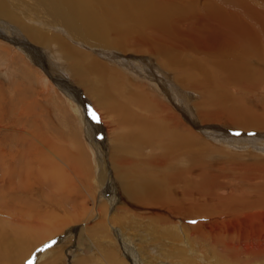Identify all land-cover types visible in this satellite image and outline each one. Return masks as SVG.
Listing matches in <instances>:
<instances>
[{"label":"rangeland","instance_id":"374dc122","mask_svg":"<svg viewBox=\"0 0 264 264\" xmlns=\"http://www.w3.org/2000/svg\"><path fill=\"white\" fill-rule=\"evenodd\" d=\"M188 1L189 0H183L179 2L178 0H173V3L178 8L184 9L189 5L194 4L201 6L207 1L213 0ZM194 2L199 3L195 4ZM214 2L218 1L214 0ZM260 2L264 5V0H260ZM24 3L28 2L25 1ZM260 6L263 7L262 4ZM23 8L20 10L23 11ZM257 8L258 10L262 9L259 7ZM6 22L8 21L0 19V24ZM6 24L8 26H4V24L0 25V30L2 28V31L0 32L19 36L22 40L20 45L23 48L20 46H13L17 44L11 43L6 37L3 38L7 41L0 37V110H3L0 111V150L4 152L5 166H7V169L10 171L3 178L6 182L4 180V183L3 181L0 182V264H152V261L153 264H175V259L180 255L183 256L184 248V255L188 254V241L186 242V245L184 243L185 239L192 238L199 234L205 237L204 243L200 246V249L204 250L206 254L202 253L204 254V259L206 261L210 260L211 263H199L198 257H194L186 263L264 264V257H261L262 259L258 261H250L243 252V255L240 258H231V254H236V249L238 252H241L240 249L243 246L242 240L247 237L241 235V230L239 229L241 226H238L239 228H237L236 225L229 224L241 222L240 224L243 228H246L247 224L245 220L252 214L234 219L231 218L230 221L226 216H222L223 212H226L225 209L222 208L231 206L232 203V205H234L237 198H241L242 202L244 201L245 206L253 205L254 202H264V153L261 152L263 157H259L261 155L256 156L255 154V156H251L253 155L252 152L251 155H248V152L239 154L236 149L233 151L231 149H225L222 145V147H219L220 145L216 143L217 139L212 138L208 133H206V136H209V138H206L202 133L200 134V131L202 130L201 126L204 125V123L200 122L195 105L197 102L198 104L201 103V94L203 92H186L189 95L187 96L191 102V116L194 120L185 122L190 128V131L194 133L196 137L200 136L199 139L200 141L202 140L200 143L203 144L201 146L202 148L197 147L200 151L199 154L202 157V161L200 162L201 165L199 166L202 173L192 179H189L184 175L183 180L180 179L176 183L170 185L169 188L172 194L170 193L168 197H171V203L167 206L160 204L141 205L135 203L133 200L130 201V199L124 194L123 189H121L122 184L125 182L124 181L121 184V180H125V177L117 176L119 175V172L117 171H119V169L121 171L123 167L120 165L118 167L115 159L119 156L120 159L124 157L123 159L127 158L131 160L132 158V161H137L136 165H132L129 168L128 177L136 180L140 175L142 177L149 176L152 178L150 179L151 182L156 183V186L163 190L162 186L158 184L160 182L156 181L158 179L155 180L158 176L154 177L155 175H158L156 174L158 173V167H155V169L150 163V165L146 164L150 159L147 155H149L151 151H137L134 147H128L127 144L134 145L135 142H138V139L135 137L126 138L127 144L125 146L121 142V137L122 135L125 136L124 134L126 131L124 129L114 130L112 124H108L111 117L107 116L104 112L102 113L101 109H98V107L95 108L93 106V97L86 93L84 87H82L84 82L80 84L77 81V77L75 78L74 76L75 71L73 69L75 68H79L78 71H85L82 59L72 58L69 52L63 51L65 50L64 48L56 43H52L50 40L45 42L44 45H37L34 43L33 45L36 46L35 49L37 50V52H35L33 48H31L30 42H25L27 39V34L25 32L21 31L18 26H12L9 25V23ZM59 24L61 23L59 22ZM61 27L64 29L67 36H61L62 34L58 31H56V34L54 30L48 31L47 34L53 37H62V40L70 45L72 51L74 50L73 52H85L91 58L97 59L101 64L103 62L106 63L103 65L112 73H114L116 69L110 61H106L105 58L108 56L105 55V51H109L111 54L118 53L125 65H128L129 62H133V65H135V68H132L133 70L138 71L139 68L137 65H139V70L154 71V73L158 72L159 74L165 75L173 85L176 83L175 72L172 73L170 71H179L180 68L176 69L175 67L169 66L161 55L151 53V55H149V52L146 53L144 50L123 53V50L118 43H113L111 47L99 49L93 47V44L89 43L91 39L87 38L85 41L89 43L90 47H93L90 48L89 46H86V43L81 36L68 32L66 26L63 24H61ZM205 34L210 35L204 30H200L196 33V37L202 40V37ZM106 43L107 46H109L110 39H108ZM25 49L32 53L39 54L31 57V55L26 54ZM6 50L18 53L25 63L22 62L21 58H17L11 62L6 56ZM82 55L83 54H81V56ZM71 58L72 61L69 60ZM175 61L178 63L177 60ZM71 62L74 63L72 64ZM29 65L30 68L28 67ZM249 65L257 67L255 69H259V77L262 76V79L259 78V81L256 84L260 83L258 86L261 84L264 85V71H262V66L259 64L257 66V63L254 62H250ZM119 70L131 71L129 68H123L121 70L120 67ZM204 70L209 71L211 76H214L217 72L208 70L206 67H204ZM191 71H193V69H191ZM93 76L94 75H91L86 78V84L87 87L98 90L94 96V98H96L101 95L99 92L102 91H99V89L90 85L91 81L93 83L95 80V76ZM125 79L127 80L126 77ZM41 82H44L45 84L47 82L46 86L44 85V87L42 85L44 83ZM134 82L138 84L136 91L143 94L140 99H143L146 102V92L145 89L142 88V82L140 81L141 84L136 80H134ZM130 83L134 85L132 81ZM175 86L178 87L179 85ZM46 87L47 90H45ZM139 88L141 90H139ZM261 88L263 87H258L257 92H264L261 91ZM149 90L151 94H157L151 88ZM109 92L110 94H116L114 91H104L103 93ZM71 94H73L74 99L77 100L75 104L78 107H81L80 118L73 113V110L68 108L69 106L66 105L68 101L67 97H70ZM235 94H238V96ZM231 96V101L239 102L240 104L241 100L239 99L244 97L240 96L239 93H231ZM78 97H82L83 99L79 100ZM248 98L249 99L246 100L248 102L245 104L247 107H249V105L252 106L253 104L251 101L253 100L252 96ZM156 100L161 102V98L159 99L156 97ZM80 101L83 103V106H81L82 104ZM146 104V107L152 108L150 102L147 101ZM161 104L164 105L165 103L161 102ZM21 109H23V112L19 115ZM89 109H91V112ZM83 111L84 115L82 114ZM92 112L95 113L98 118L97 122L100 125L102 124L101 126L103 128L98 126L97 122L91 118ZM131 112L136 117H142L144 115L135 108H133ZM256 114L260 113L256 111ZM152 116L148 119H152ZM88 119L91 120V127L85 122V120L88 121ZM208 125L210 124H207V126ZM216 126H223L224 131H227V134H225L223 130L219 132L223 134L222 138L231 136L244 138L255 137L256 141L260 139V137H258L260 133L258 132L250 131L249 133L245 132L248 133L245 134L242 131H235L228 123V120H223L216 124ZM101 131L103 132L102 139L97 137V133ZM235 133H239V135H236ZM262 133L264 134V132ZM30 134H36L37 137L45 139V141H51L55 145L54 149L51 146L44 150L41 155V159H43L46 164L41 163L38 167L33 166L34 173L32 180H34V178H44V180L47 179L46 181L51 180V183L46 182V185L39 186V184L34 181L35 189L30 197H27L24 193L21 196L20 194L13 193V195H7L6 198L2 191L5 189L4 186L7 182L11 184L12 190L23 187L22 179L19 180L20 177H18V175L22 174V171L19 170L24 166L22 165L24 159L22 161L19 156L21 153L25 154L26 146H23L26 143L25 141H28V144L32 140L33 143H37ZM23 136L26 140L23 141L22 145L19 138L22 140ZM99 143L102 144L101 147H98L97 144ZM120 148H122V150ZM74 149L79 153L76 156V160L72 153ZM70 153L73 156H70ZM69 156L73 157L75 162H69ZM15 157H17L16 161ZM11 159H13V161ZM53 164H57V168H55L56 166L54 167ZM76 164L78 171L82 172L79 177L73 174L74 168L72 165L76 166ZM220 164L221 166L219 169L218 165ZM225 164L227 166H225ZM233 164L238 166H234ZM132 167L134 170L131 169ZM55 171H57V173ZM62 173H64L63 177L61 176ZM36 174H38V176ZM65 174H68V176ZM64 176L66 180L63 179ZM11 177H13V181L9 182ZM49 177L50 180L48 179ZM207 179H209V183L207 182ZM210 179H212V181H210ZM29 180L30 179H28L27 182H29ZM231 183L233 184L231 185ZM36 184L39 187H37ZM187 186L189 187L187 188ZM178 187H182L183 190L187 189L190 194L185 197L183 195L185 193L184 191L183 194H180L179 192L176 193ZM221 189L226 192L225 195L219 194L220 191H222ZM19 192L21 193L22 190L19 189ZM177 196L179 198H177ZM242 197H244L245 200ZM208 199H211L208 203L209 205L203 204L205 203V200ZM218 199L225 200L226 202L218 201ZM246 199L251 200V202H245ZM210 202L213 205H210ZM218 205H220V208L222 207L221 212L218 209ZM135 207L149 208L152 213L136 212L132 209ZM123 210L125 212L127 210V212H122ZM155 213H159L160 215H156ZM79 214L80 217L78 218ZM132 214H134V216ZM257 214L258 213L255 215ZM33 217L36 218L34 219ZM53 217L54 219L52 220ZM18 220H22L20 223L24 220L26 223H28V221L30 223L31 221L35 224L34 229L39 233L34 231V229H31L28 231V233L30 232L31 234H27V237L26 234L24 236L21 235V239L16 240L17 237H19L18 234L23 232L22 229L24 228L25 223L24 221L22 226L18 222L21 225H18V227L15 223ZM68 220L72 222H66ZM156 220H158V222L161 221L162 225L165 227L163 229L160 228ZM221 220H224V223H222ZM253 220L257 224L263 223L256 218H253ZM212 221L215 223L212 224ZM46 222H49V224ZM64 222H66L65 226H62L61 223ZM41 225L42 227H40ZM43 225H47V227H49L47 229L55 228L54 230L57 229L59 233L51 236L36 248H31L32 244L35 243L34 239L38 242L41 240L40 238L49 235L47 229H45L46 227L44 228ZM165 229H168L170 232L172 231L174 237L170 238L165 236ZM250 229L254 231L253 226H251ZM54 230H52V232H54ZM71 230L73 231L69 232ZM139 230L145 237L138 232ZM237 232L240 233L239 236L236 235ZM49 244H51V247H47ZM141 246L145 249L146 253H144V249L141 250L142 252L139 251ZM148 246L149 250L151 249V252L147 251ZM36 251L41 252L38 253ZM156 251L160 253H155ZM50 252L54 254L50 255ZM40 253L47 256L43 255V257H41ZM136 256L140 257H137L136 260ZM25 257L27 258L24 259ZM97 257H99V259ZM138 259L141 261L143 259V261L138 262ZM240 259L241 261H239ZM171 260L173 262H168Z\"/></svg>","mask_w":264,"mask_h":264},{"label":"bare ground","instance_id":"6f19581e","mask_svg":"<svg viewBox=\"0 0 264 264\" xmlns=\"http://www.w3.org/2000/svg\"><path fill=\"white\" fill-rule=\"evenodd\" d=\"M25 1H27L28 3H24ZM25 1L0 0V19L2 20L4 19L8 21L6 23H9V25L18 26L21 31L25 32L27 34V39L25 42L29 41L31 48H33L35 52H37V50L35 49L36 46L33 45L34 43L37 45H44L45 42L50 40L52 43H56L60 47L64 48L65 50L63 51L69 52L72 58L82 59L83 65L85 67V71H78L79 68L77 69L75 68L73 69L75 71L74 76L75 78L77 77V81L80 84L84 82L83 83L84 85H82V87H84L86 93H88L93 97L94 99L93 106L95 108L98 107V109H101L102 113L104 112L107 116L111 117V120H109L108 124H112L114 130L124 129L126 131V133L124 134L125 136L122 135L121 137L122 138L121 142L125 146L127 144L126 138L135 137L138 139V142L134 143L136 147L134 145L127 144L128 147H134L135 150L137 151H143V150L151 151L150 153L148 152L149 155L147 156L150 159L149 162L146 164L150 163L154 168L155 167L159 168V169L157 168L158 173H156L158 175L155 176L153 175V176L154 177L158 176L157 178H155V180L158 179L156 181L160 182L158 184L162 186L163 190L159 189L156 186V183L151 182L150 179L152 178L149 176L142 177L140 175V177L137 178L136 180H133L128 177L129 168L132 165H136L137 161H132V158L131 160L127 158L123 159L124 158L123 156L122 159H120L119 156L117 159H115V161L118 164L117 166L119 167L120 165L123 167L121 171L120 169L119 171H117L119 172L118 173L119 175L117 176L125 177V180L123 181L121 180V184L125 181L122 184L121 189H123L124 194L130 199V201L133 200V202L141 205L160 204L167 206L171 203V197H168L169 194L171 193V190L169 188L170 185L176 183L180 179L183 180L184 175H186L187 178L192 179L202 173V170L199 168V166L201 165L200 162L202 161L201 160L202 157L199 154L200 153L199 149L197 148L203 145L200 144L202 140L200 141L199 139L200 136L196 137V135L192 133L190 131V128L185 124V122H189V120H194L191 116L192 106L188 98L189 95L186 93L188 91L203 92L201 94L202 95L201 103L198 104L197 102V104L195 105L197 108L196 109L197 116L199 117L200 122L204 123V125L202 126L200 125L202 129L200 131V134L202 133V135H205L206 138H209V136H206V133H208L209 135H211L212 138L217 139L216 143L220 145L219 147L223 146L225 149H231L233 151H235L236 149V151L239 152V154L248 152V155H251L253 153V155L251 156H255V155L258 156L261 155V152L264 153V134L262 133L264 132V92H257L258 87H263L261 88V91H264V85L261 84L260 86H258L260 83L256 84L259 81V78L262 79V76L259 77L260 71H258L259 69L258 70L255 69L257 67L255 66L252 67L249 65L250 62L257 63V66L258 64L262 66L263 68L262 71H264V5L263 3L260 2V0H249V1L217 0L218 2H214L213 0V1H207L204 5L201 6L194 4L189 5L184 9L175 6L173 0H25ZM178 1L181 2L183 0H178ZM261 4L263 7L260 6ZM21 7L23 8L24 12L20 10L22 9ZM257 7L262 9L258 10ZM59 22L64 26H66L68 32L81 36L83 41L86 43V46H89V43H91L93 44V47L103 49V48L111 47L113 43L114 44L118 43L120 44L123 53L144 50L146 53L149 52V55L151 54L161 55V57H163L164 61L169 66L175 67L176 69L180 68L179 71H170L172 73L175 72V75L177 76V77L175 76L176 78L175 85L177 86L179 85V86L176 87L175 85H173L163 74H159L158 72L154 73V71L139 70L140 69L139 65H137V67L139 68L138 71L133 70L132 68H135L133 62H129L128 65H125L121 59V56H119L118 53L111 54V52L105 51L106 52L105 55L108 56L105 58L106 61H110V63H112L116 69L114 73H112L103 65L106 63L103 62L101 64V62L97 61V59L95 58H91L85 52L82 53H78L76 51L73 52L74 50L72 51L70 45L64 42L62 40V37L49 36L47 32L50 30H54L55 33L56 31L60 32L62 34L61 36H65V35L67 36V34H65L64 29L61 27V24H59ZM6 23H1L0 25L4 24V26H8ZM200 30H204L206 33L210 35L205 34L202 37L203 39L201 40L198 37H196V33L199 32ZM0 31H2V28ZM9 34L0 32V35H2L0 37L2 39L6 37L11 41V43L17 44L13 46L22 47L20 45V43L22 42L21 38L17 35L15 36L12 35L11 33ZM87 38L91 39L89 43L85 41ZM108 39H110L109 46H107L106 43ZM25 50H26V54L31 55V57H34L35 55L37 56V54H39V53H32L27 49ZM5 52L7 53L6 56L11 62L12 60L14 61L17 58L22 59V57H20L16 52L7 51V50ZM81 54L83 55L81 56ZM72 58L69 60L72 61ZM175 60H177L178 63ZM22 62L25 63L23 59ZM28 67L30 68V65ZM119 67L121 68V70L123 68L125 69L129 68L131 69V71H126V70L120 71ZM204 67H206L208 70L217 71V72L214 76L212 75L213 76L212 77L209 71L204 70ZM191 69H193V71H191ZM91 75L95 76V80L93 81V83L91 81L90 85L96 89H99V91H102L99 92L101 93V95L97 96L96 98H94V96L96 95L98 90L89 88L87 87L86 84V78ZM125 77L127 78L128 81L125 79ZM134 80L139 81V84H141L142 82L143 85L142 88H144L146 92V102L143 99H140L143 94L139 91H136L138 84H136ZM131 81L134 83L135 86L130 83ZM46 84L44 83L42 85L46 86ZM150 88L157 94H151L149 90ZM45 90H47V87ZM139 90L141 89L139 88ZM104 91H114L116 94H113L112 92H111L112 94H110V92L103 93ZM231 93H239L240 96H244L241 99H239L241 100V104L239 102L231 101V97H232ZM71 95L70 97H67L68 101L66 105L69 106L68 108L73 110V113L80 118L81 107H78L75 104L77 100L74 99L73 94ZM235 95L238 96V94ZM251 96L253 99L251 101L254 105L252 104V106L249 105V107H247L245 106V104L248 102L246 100H248L249 99L248 97ZM156 97H158L159 99L161 98V102L167 105L165 104L162 105L161 102L156 100ZM78 99L80 100L83 98L78 97ZM147 101L151 103L152 108L146 107ZM81 104H82L81 106H83L82 102ZM133 108H135L140 113L144 114L143 116L145 117L134 116V114H132L131 112ZM256 111L259 112L260 114H256ZM22 112L23 109L19 111V115H21ZM82 114L84 115V111ZM152 115L155 117H153ZM151 116L152 119H148ZM223 120H228V123L234 128L235 131H239V132L242 131L243 133L245 132L249 133L250 131H254L260 133L258 135L260 139L256 141L255 137L244 138V137H231V136L222 138L223 134L219 132H221V130L224 131V128L223 126L217 127L216 124L222 122ZM95 121L97 122V120ZM85 122L88 126L91 127L90 119H88V121L85 120ZM97 124L98 126L103 128L101 126L102 124L100 125L98 122ZM207 124L210 125L207 126ZM226 132L227 131H224L225 134H227ZM30 136L37 143H33L32 140L28 144V141H25L26 139L24 138V136L22 140L19 138L20 143L22 145H23V141L26 142L25 145H23L26 146L25 154L21 153L19 156L21 157L22 161L24 159V163L22 164L24 166L23 168L21 167V169L19 170L22 171V174L18 175V177H20L19 180L22 179L23 187L19 188L20 190H22V192L20 193L19 189H17L16 187H14L16 188V190L15 189L12 190L11 184L7 182L4 186L5 189H3L2 191L5 197L7 195L10 196V194L13 195V193L20 194V196L24 193L27 197H30L34 192L35 182H37L39 186L46 185V182L51 183L50 177L48 178L50 181H46L47 179L44 180V178L42 179L34 178V180H32L34 173L33 166L38 167L40 166L41 163L46 164L44 163L45 161L41 159L42 158L41 155L44 152V150L48 149L51 146L54 149L55 145L51 141H47V140L45 141V139H41L37 137L36 134L35 135L30 134ZM97 145L98 147L102 146V144L100 143ZM120 149L122 150V148ZM76 151L77 150L74 149L72 152L75 157V160L77 159L76 156L79 154ZM73 155L70 153V156ZM70 156H69V162L71 163H73L72 161L75 162L74 158ZM124 156L127 157L126 155ZM263 156L261 155L259 157H263ZM16 159L17 157H15V161ZM11 160L13 161V159ZM141 161L144 162L143 160ZM5 165L6 164L4 161V152L0 150V182H2L3 180L5 181V179L3 178L7 173L10 172L7 169V166ZM233 165L238 166L236 164ZM72 166L74 168L73 174L79 177V175L82 174V172L78 171L77 164L76 166L74 165ZM220 166L221 164L218 165L219 169ZM225 166L227 165L225 164ZM54 167L57 168V164L54 165ZM44 168L46 169L45 166ZM131 169H133V167ZM55 172L57 173V171ZM63 174L64 173H62L61 175L62 177ZM36 175L38 176V174ZM65 175L68 176V174ZM44 177L47 178L46 176ZM12 179L13 177L10 178L9 182L13 181ZM26 179L27 180L30 179L31 181L29 180V182H27ZM63 179H65V176ZM210 181H212V179H210ZM207 182L209 183V179H207ZM232 184L233 183H231V185ZM188 187L189 186H187V188ZM233 189L235 188L233 187ZM183 191L185 192L184 194ZM178 192L180 194L182 193L185 197L188 194H190V192L187 189L183 190L182 187L177 188L176 193ZM219 194L225 195L226 192L222 190L220 191ZM177 198L179 197L177 196ZM210 200L211 199L205 200V203L203 204L209 205L208 203ZM218 201H225V200L218 199ZM111 202L113 203V201ZM245 202H251V200L246 199ZM234 203H235L234 205H232L233 203L232 204L230 203L231 206H227L226 208L221 207L226 211V212L222 211L223 212L222 216H226V218L229 221L231 220V218L234 219L240 216H246L248 214H252V215L248 216V218L245 220L247 224L246 228H243V226L240 224L241 222H235L229 224V225H236L237 228H239L238 226H241L239 228L241 230V235L247 237L242 240L243 246L240 249L241 252H238L236 249V254L235 253L231 254V258L232 257L240 258L244 253L247 256V258H249L250 261L251 260L258 261L262 259L261 257H264V208H263L264 202H260V203L254 202L253 205L251 204L249 206L248 205L245 206L244 201L242 202L241 198H237ZM210 205L213 204L211 203ZM221 208L220 205H218V209L220 210V212H221ZM132 209L135 210L136 212L140 211L142 213H152L149 208H145V207H141V208L135 207ZM122 212L125 211L123 210ZM256 213L258 214L255 215ZM155 214L160 215L159 213H155ZM132 215L134 216V214ZM79 217L80 214L78 218ZM253 218H256L258 221H261L263 223L257 224L253 220ZM53 219L54 217L52 218V220ZM20 221L22 220H18L17 222H15L17 226L20 224L22 225V223H24L25 220L21 223ZM156 221L158 222V220ZM49 222L46 223L49 224ZM66 222H72V221L68 220ZM66 222L61 223L62 226H65ZM221 222L224 223V220H221ZM25 223L23 228L25 230L22 229L23 232H20V234H18L19 237H17L16 240L21 239L20 238L21 235L24 236L26 234L27 237L28 236L27 234H31L30 232L28 233V231L34 229L35 227V224L32 223L31 221L30 223L29 221L28 223L26 224ZM213 223L215 222L212 221V224ZM43 226L44 228L46 227L45 229L49 228L47 227V225H43ZM158 226L162 229L165 227L164 225H162L161 221L158 222ZM251 226L254 227V231L250 229ZM40 227H42V225ZM54 229L55 228L47 229V233L49 235L46 233L48 236L44 238H40L41 240H39L38 242H36V239H34L35 243L32 244L31 248L33 247L36 248L37 246L45 242L47 239H49L51 236H54L57 233H59L57 229L56 230ZM52 230H54V232H52ZM73 230L69 232H72ZM34 231H36V229H34ZM165 231H166V233L164 234L165 236L170 238L174 237L172 231L170 232L168 229H165ZM36 232L39 233L38 231ZM138 232L141 233L140 230ZM141 235L143 234L141 233ZM236 235L239 236L240 233L237 232ZM204 239L205 237L200 234L192 238H186L184 243L187 245L186 242L188 241V246H187L188 256L186 254L184 255L185 252V248H184L183 256L180 255L179 257H177L175 259L176 263L175 261L174 263L190 264L186 262H188V260L194 257H198L199 263H203V262L211 263L210 260L206 261L204 259L205 252L204 250L200 249V246L204 243ZM142 246L139 249V251L144 249L142 248ZM143 251L144 253H146L145 249ZM147 251L151 252V249L149 250V246L147 248ZM51 252L49 253L50 255L54 254ZM155 253H160V252L156 251ZM43 255L42 253H40L41 257H43ZM140 256H136V260L137 257ZM26 258L27 257H25L24 259ZM97 258L99 259V257ZM241 259L239 261H241ZM140 261L141 260H139L138 262ZM148 262L151 263L150 261ZM168 262H173V261L171 260Z\"/></svg>","mask_w":264,"mask_h":264},{"label":"snow or ice","instance_id":"6c2138e0","mask_svg":"<svg viewBox=\"0 0 264 264\" xmlns=\"http://www.w3.org/2000/svg\"><path fill=\"white\" fill-rule=\"evenodd\" d=\"M89 111L91 112V109H89ZM91 118H92L93 120H97V119H98V118L96 117V115H95L94 112H92ZM235 134H236V135H239V133H235ZM47 247H51V244L47 245Z\"/></svg>","mask_w":264,"mask_h":264},{"label":"water","instance_id":"95a60500","mask_svg":"<svg viewBox=\"0 0 264 264\" xmlns=\"http://www.w3.org/2000/svg\"><path fill=\"white\" fill-rule=\"evenodd\" d=\"M97 137L100 138V139H102L103 138V132L102 131L101 132H98L97 133Z\"/></svg>","mask_w":264,"mask_h":264}]
</instances>
